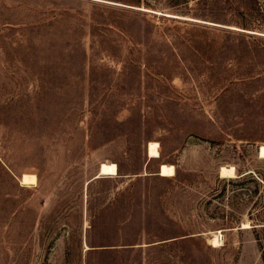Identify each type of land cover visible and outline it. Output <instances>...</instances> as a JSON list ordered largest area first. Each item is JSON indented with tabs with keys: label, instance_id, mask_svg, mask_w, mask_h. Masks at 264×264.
Instances as JSON below:
<instances>
[{
	"label": "rangeland",
	"instance_id": "rangeland-1",
	"mask_svg": "<svg viewBox=\"0 0 264 264\" xmlns=\"http://www.w3.org/2000/svg\"><path fill=\"white\" fill-rule=\"evenodd\" d=\"M260 145L264 0H0V264H264Z\"/></svg>",
	"mask_w": 264,
	"mask_h": 264
},
{
	"label": "bare ground",
	"instance_id": "bare-ground-1",
	"mask_svg": "<svg viewBox=\"0 0 264 264\" xmlns=\"http://www.w3.org/2000/svg\"><path fill=\"white\" fill-rule=\"evenodd\" d=\"M147 151V155L149 158H157L160 156L159 151H158V144L154 141H150L147 145L146 148ZM257 154L259 156V158H264V145H260ZM159 172L161 176H173L175 174V169L173 165L170 164H165V163H161L159 165ZM118 174V170H117V166L115 163H105L102 162L99 165L98 168V173L96 175V177L98 178L99 176H115ZM219 176L221 177H234L235 176V169L234 166L232 165H223L220 166L219 168ZM21 182V181H20ZM244 226H248V225H244ZM218 242V238L217 236H215L212 239V244L216 245Z\"/></svg>",
	"mask_w": 264,
	"mask_h": 264
}]
</instances>
